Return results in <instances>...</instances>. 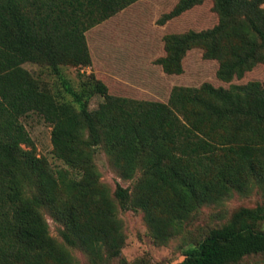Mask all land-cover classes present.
Listing matches in <instances>:
<instances>
[{
	"label": "trees",
	"instance_id": "obj_1",
	"mask_svg": "<svg viewBox=\"0 0 264 264\" xmlns=\"http://www.w3.org/2000/svg\"><path fill=\"white\" fill-rule=\"evenodd\" d=\"M139 0H0V264H71L49 236L45 209L60 225L64 244L100 260L120 255L121 210L140 209L157 243L200 206L232 191L264 186V86L258 82L215 88L174 87L167 103L114 97L91 76L90 92L105 106L76 111L23 68L91 63L85 32ZM203 0H180L159 21L179 16ZM211 29L164 37L160 60L169 75L182 74L189 50L218 63L217 78L230 82L264 67V0H213ZM38 115L51 127L54 155L79 175L55 176L27 149L22 118ZM103 147L124 180L142 175L112 196L99 182L92 150ZM117 202V203H116ZM258 208L242 207L208 232L198 250L178 264H236L264 255Z\"/></svg>",
	"mask_w": 264,
	"mask_h": 264
},
{
	"label": "rangeland",
	"instance_id": "obj_2",
	"mask_svg": "<svg viewBox=\"0 0 264 264\" xmlns=\"http://www.w3.org/2000/svg\"><path fill=\"white\" fill-rule=\"evenodd\" d=\"M179 1L139 0L87 30L85 39L91 59L87 67L63 64L57 74L44 64L26 62L23 68L58 102L67 103L76 111L86 108L89 112L105 106L102 97L90 92L87 79L91 76L100 81L111 96L160 103L168 102L174 87L199 88L202 84H210L227 89L231 85L250 82L264 86L262 65L255 66L242 78L223 82L216 75L218 63L203 59L202 51L197 48L189 50L182 59V74H166L160 64L166 56L164 37L208 30L218 22L213 0H203L201 4L159 24L158 21ZM21 121L30 139L27 149L43 159L53 175L78 179L79 175L54 155L50 125L36 114H29ZM92 162L99 173V182L111 196L119 185L128 189L131 199L134 197V186L142 175L139 170L133 178L122 179L101 146L92 150ZM116 206V216L123 225L124 243L118 257L109 258L102 253L100 260L90 258L80 248L64 244L59 234L62 225L45 209L41 213L48 224L49 236L68 252L71 264H178L186 255L198 250L211 229L226 224L231 215L242 207L258 208L261 220L258 229L264 233V186L256 183H252L244 193L232 191L218 203L200 206L177 227L172 238L163 243L154 241L140 209L121 210L118 204ZM236 264H264V255L247 256Z\"/></svg>",
	"mask_w": 264,
	"mask_h": 264
}]
</instances>
